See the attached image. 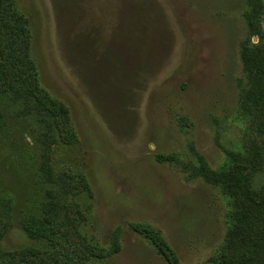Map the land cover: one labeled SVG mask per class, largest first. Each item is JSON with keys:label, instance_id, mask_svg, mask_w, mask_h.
<instances>
[{"label": "rangeland", "instance_id": "1", "mask_svg": "<svg viewBox=\"0 0 264 264\" xmlns=\"http://www.w3.org/2000/svg\"><path fill=\"white\" fill-rule=\"evenodd\" d=\"M16 2L77 141L0 98V264H264V0Z\"/></svg>", "mask_w": 264, "mask_h": 264}, {"label": "trees", "instance_id": "2", "mask_svg": "<svg viewBox=\"0 0 264 264\" xmlns=\"http://www.w3.org/2000/svg\"><path fill=\"white\" fill-rule=\"evenodd\" d=\"M11 96L31 100L35 114L44 119L49 117L57 125L63 143L77 141L74 127L68 125V107L54 99L42 86L29 18L18 10L16 0H0V98ZM156 159L160 163L167 162V157L162 154H158ZM170 160L174 162L175 158ZM131 228L145 235L151 230L143 223L131 224ZM152 242L168 264H180L177 253L165 249L160 241L154 242L153 239Z\"/></svg>", "mask_w": 264, "mask_h": 264}]
</instances>
